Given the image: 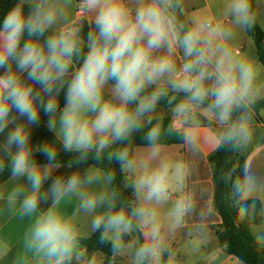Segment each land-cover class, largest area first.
I'll list each match as a JSON object with an SVG mask.
<instances>
[{"label": "clouds", "instance_id": "9594fccd", "mask_svg": "<svg viewBox=\"0 0 264 264\" xmlns=\"http://www.w3.org/2000/svg\"><path fill=\"white\" fill-rule=\"evenodd\" d=\"M259 7L224 0L213 20L185 0H15L0 21V215L26 222L11 264H103L104 248L126 264H179L175 235L201 213L191 165L165 141L197 151L205 120L219 149L252 140L264 84L236 42ZM41 125L54 139L33 143ZM238 171L230 198L264 252L258 178ZM11 251L0 240V259Z\"/></svg>", "mask_w": 264, "mask_h": 264}, {"label": "crops", "instance_id": "0c3cea01", "mask_svg": "<svg viewBox=\"0 0 264 264\" xmlns=\"http://www.w3.org/2000/svg\"><path fill=\"white\" fill-rule=\"evenodd\" d=\"M223 2L224 0H185L189 15L205 16L213 20L218 18ZM258 12V22L264 30V0H260ZM236 43L237 51L247 54L261 69L260 82L264 84V68L257 58L253 40L248 34H241ZM262 112L264 109L260 111L259 116ZM159 115L162 118L169 116V110L160 107ZM253 128L252 140L242 150L237 151V155L245 157V164L258 178V188L254 199L259 200L262 208H264V119L255 116ZM202 135L204 140L195 152L190 151L183 143L166 144L165 151L171 159L187 161L191 165L188 186L196 194L197 211L201 213L200 216L194 214L186 219L175 235L172 242L173 247L181 261L194 256L195 264H244L227 255L219 243L218 232L223 231V228L221 216L213 208L215 168L210 162V157L218 149L215 144V128L212 129L205 125L202 128ZM52 139L54 137L42 125L33 130V143ZM60 171L66 172L67 170L62 168ZM6 184L7 181L1 184L0 189ZM25 228L26 222L0 215V240H5L12 246V251L7 258L0 259V264H11L12 258L21 243ZM119 261L121 258L113 261L111 257L103 256V264H117Z\"/></svg>", "mask_w": 264, "mask_h": 264}, {"label": "trees", "instance_id": "16d2710c", "mask_svg": "<svg viewBox=\"0 0 264 264\" xmlns=\"http://www.w3.org/2000/svg\"><path fill=\"white\" fill-rule=\"evenodd\" d=\"M15 2V0H0V21L3 19L4 13ZM253 40L256 48V55L264 68V30L261 25L257 24L255 31L247 33ZM160 107L168 110L167 106L162 102ZM264 109V99H261L256 104L255 116L260 119L259 113ZM167 118L163 117L165 123ZM203 119V118H202ZM204 125L214 129L215 124H209L204 121ZM182 143L178 138L173 137L165 141V144ZM143 142L139 136L136 138V145H142ZM36 159L40 163H45L44 157L37 154ZM70 159L69 155L61 152V163H67ZM210 162L214 165V182L215 191L213 199V208L219 213L222 219L223 231L218 232L220 246L224 249L227 255H230L244 264H264V252L260 251L254 245L249 228L247 225H242L236 216L234 205L230 198V184L228 178L239 174L240 169L245 164V157L237 155V151L224 148L217 151L210 157ZM119 179V177H118ZM8 180L7 174H0V185ZM257 209H261L262 205L259 200H255ZM88 251L91 252L97 248L95 238L87 241ZM104 255H107V248L101 249ZM108 256V255H107ZM110 257V256H108Z\"/></svg>", "mask_w": 264, "mask_h": 264}, {"label": "rangeland", "instance_id": "374dc122", "mask_svg": "<svg viewBox=\"0 0 264 264\" xmlns=\"http://www.w3.org/2000/svg\"><path fill=\"white\" fill-rule=\"evenodd\" d=\"M260 117H262L264 119V112L261 113ZM176 260L179 262V264H195V257L194 256L192 258H187L183 261L179 260L178 257L176 256ZM117 264H126V258H121V261H119Z\"/></svg>", "mask_w": 264, "mask_h": 264}]
</instances>
